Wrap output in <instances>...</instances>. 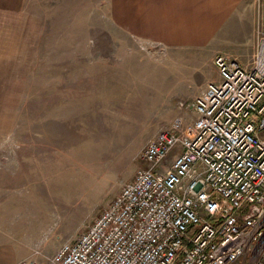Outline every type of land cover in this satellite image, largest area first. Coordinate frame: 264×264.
Returning a JSON list of instances; mask_svg holds the SVG:
<instances>
[{
	"label": "rangeland",
	"instance_id": "1",
	"mask_svg": "<svg viewBox=\"0 0 264 264\" xmlns=\"http://www.w3.org/2000/svg\"><path fill=\"white\" fill-rule=\"evenodd\" d=\"M152 13L148 0H0L1 257L75 242L148 167L149 142L193 123L180 104L219 81L216 58L250 66L264 38L260 22L224 39Z\"/></svg>",
	"mask_w": 264,
	"mask_h": 264
},
{
	"label": "built area",
	"instance_id": "2",
	"mask_svg": "<svg viewBox=\"0 0 264 264\" xmlns=\"http://www.w3.org/2000/svg\"><path fill=\"white\" fill-rule=\"evenodd\" d=\"M219 81L143 151L107 209L55 254L19 264H264V38L250 66L219 55Z\"/></svg>",
	"mask_w": 264,
	"mask_h": 264
},
{
	"label": "crops",
	"instance_id": "3",
	"mask_svg": "<svg viewBox=\"0 0 264 264\" xmlns=\"http://www.w3.org/2000/svg\"><path fill=\"white\" fill-rule=\"evenodd\" d=\"M261 1L263 5L259 15L255 11L258 0H148V5L153 2L156 13H152V16L155 15L154 18L157 20L168 18L167 20L178 22L179 19H189L191 22L195 21L190 24L204 27L207 34L225 35L222 38L227 39L229 36L235 37L241 34H247L251 38L253 27L256 24L259 25V22L264 32V0ZM167 5L172 12L167 13ZM158 11L161 19L157 16ZM150 24L164 26L166 23L151 22ZM6 241L3 234L0 235V243L3 244ZM15 262V257L0 256V264H15Z\"/></svg>",
	"mask_w": 264,
	"mask_h": 264
},
{
	"label": "bare ground",
	"instance_id": "4",
	"mask_svg": "<svg viewBox=\"0 0 264 264\" xmlns=\"http://www.w3.org/2000/svg\"><path fill=\"white\" fill-rule=\"evenodd\" d=\"M160 84H161V82H160Z\"/></svg>",
	"mask_w": 264,
	"mask_h": 264
}]
</instances>
